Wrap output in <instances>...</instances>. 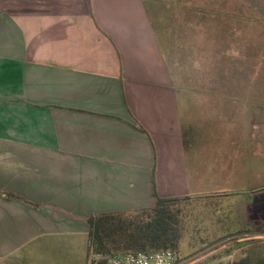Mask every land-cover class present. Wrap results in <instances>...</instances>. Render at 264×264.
Wrapping results in <instances>:
<instances>
[{
  "label": "crops",
  "instance_id": "0c3cea01",
  "mask_svg": "<svg viewBox=\"0 0 264 264\" xmlns=\"http://www.w3.org/2000/svg\"><path fill=\"white\" fill-rule=\"evenodd\" d=\"M174 1L0 0V264H87L88 218L192 192L176 50L208 34Z\"/></svg>",
  "mask_w": 264,
  "mask_h": 264
},
{
  "label": "rangeland",
  "instance_id": "374dc122",
  "mask_svg": "<svg viewBox=\"0 0 264 264\" xmlns=\"http://www.w3.org/2000/svg\"><path fill=\"white\" fill-rule=\"evenodd\" d=\"M173 3L181 28L208 34L176 50L185 147L196 162L192 192L173 198L178 254L186 264H264V236H227L253 232L247 224L264 217V0Z\"/></svg>",
  "mask_w": 264,
  "mask_h": 264
},
{
  "label": "trees",
  "instance_id": "16d2710c",
  "mask_svg": "<svg viewBox=\"0 0 264 264\" xmlns=\"http://www.w3.org/2000/svg\"><path fill=\"white\" fill-rule=\"evenodd\" d=\"M177 201L156 198L151 208L91 216L87 220V261L95 255L110 257L119 253L159 250L178 252L181 219L180 211L174 207Z\"/></svg>",
  "mask_w": 264,
  "mask_h": 264
},
{
  "label": "built area",
  "instance_id": "2783aa9c",
  "mask_svg": "<svg viewBox=\"0 0 264 264\" xmlns=\"http://www.w3.org/2000/svg\"><path fill=\"white\" fill-rule=\"evenodd\" d=\"M107 258L108 264H186L187 258L171 250H159L136 253H119L110 257L95 255L87 264H96L100 259Z\"/></svg>",
  "mask_w": 264,
  "mask_h": 264
},
{
  "label": "flooded vegetation",
  "instance_id": "af4514ba",
  "mask_svg": "<svg viewBox=\"0 0 264 264\" xmlns=\"http://www.w3.org/2000/svg\"><path fill=\"white\" fill-rule=\"evenodd\" d=\"M252 220L253 223L247 225H251L252 228L249 229H253V232L247 231L239 234H228L227 236H264V217H260V214H257Z\"/></svg>",
  "mask_w": 264,
  "mask_h": 264
}]
</instances>
